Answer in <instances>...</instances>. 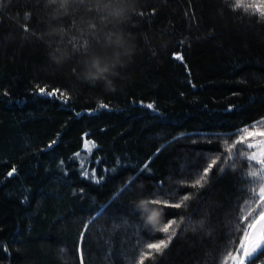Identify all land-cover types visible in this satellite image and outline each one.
<instances>
[{"label":"trees","instance_id":"obj_1","mask_svg":"<svg viewBox=\"0 0 264 264\" xmlns=\"http://www.w3.org/2000/svg\"><path fill=\"white\" fill-rule=\"evenodd\" d=\"M234 3L142 0L131 28L138 53L110 93L46 63L32 0H0V264H80L81 254L85 264H134L143 243L165 237L143 226L133 204L169 191L177 194L170 202L191 198L180 209L159 206L161 223L190 217L204 227L182 224L145 264H224L240 235L230 230L249 195V162L237 156L223 174L214 166L205 187L188 185L212 156L228 155L226 133L264 120V20ZM145 164L150 172L140 171ZM82 167L96 179L119 170L97 184ZM106 205L81 240L83 224Z\"/></svg>","mask_w":264,"mask_h":264},{"label":"clouds","instance_id":"obj_2","mask_svg":"<svg viewBox=\"0 0 264 264\" xmlns=\"http://www.w3.org/2000/svg\"><path fill=\"white\" fill-rule=\"evenodd\" d=\"M32 9L34 35L50 67L79 84L117 91V81L138 53L131 28L141 15L142 0H32ZM133 207L144 227L157 226L161 208L144 197Z\"/></svg>","mask_w":264,"mask_h":264},{"label":"snow or ice","instance_id":"obj_3","mask_svg":"<svg viewBox=\"0 0 264 264\" xmlns=\"http://www.w3.org/2000/svg\"><path fill=\"white\" fill-rule=\"evenodd\" d=\"M235 9H244L246 12L251 14L258 15L262 20H264V0H235L234 3ZM177 59L181 57L177 56ZM39 93L44 94L45 89L39 88ZM47 95H55L54 92H49ZM64 96L63 93H61ZM66 100L67 97L64 96ZM100 108H105L106 105L101 104ZM148 109H153L152 104H147ZM258 126H264V120L258 121L250 126L242 127L234 131L226 133L227 138L224 140L223 150L228 153L227 156H222L217 153L207 162L206 166L203 167L202 171L196 173V178L188 185L186 180H181L179 183L186 184L194 189H200L205 187L210 178V173L212 172L214 166H218L217 170L220 174H223L226 171L227 167H235L232 163L235 157H246L249 162V171L247 172V177L251 178V182L248 185L249 195L244 199L243 205L239 208V215L235 217L232 223L235 225L230 231L239 233L240 235L234 236L232 242L225 249L224 255V264H254L261 255H264V139L256 141L253 143L250 138H255L257 136L264 137V130L257 131ZM251 129V130H250ZM219 138V137H217ZM181 139V137H174L172 141H168L165 144H162L160 148L157 149V152L166 148L172 142ZM211 139V137H209ZM231 141V142H229ZM195 142V141H194ZM57 143L56 140H53L49 144V148L53 144ZM90 145L91 148H96L97 145L91 140L86 142V147ZM258 151H249L256 149ZM77 156H80L81 153H76ZM207 155V154H205ZM117 165L120 161L117 159ZM255 165H259L257 169ZM119 169L113 167L106 170L115 174ZM148 170V165L145 164L140 171ZM187 166L181 168V171H186ZM16 172V169L13 168L12 171L8 172V176L11 177ZM139 173H137L138 175ZM82 175L86 179H91L94 183H101L105 178V175H102L100 179H96V173L93 170L91 174L87 170H84L82 167ZM135 181V176L132 177L123 187L113 195L112 201L114 202L119 198L120 195L125 191L130 190V185ZM162 187V185H158ZM23 191V190H22ZM172 196L176 197L177 194L175 191H169L161 195L160 192L149 194V201L154 206H162L163 208L168 209H180L182 207H187V202L191 198V194L180 195L177 199L170 202L166 197ZM30 198V193H25L22 198V203L28 204ZM107 205L102 206L96 211L95 216L90 218L87 222L83 224L84 231L80 232L81 240L84 239L85 233L88 231L90 226L95 223V220L100 216L104 215ZM184 225L185 231L189 228L192 231H197L203 229L204 221L200 220L199 222L193 223L189 217L187 221L183 218L180 220L170 219L167 222L161 223L159 220L157 226L154 228L156 232L163 233V239H158L151 242L143 243L142 247L139 250L138 257L135 259L134 264H145L147 260H153L156 256H160L164 251L170 246L173 239L177 236V230L180 229L181 225ZM114 228H119L120 225L113 222ZM141 237L138 239L137 243H140ZM238 241V243H237ZM79 251V248L77 249ZM80 264H85V259L83 254H81ZM260 264H264V261H261Z\"/></svg>","mask_w":264,"mask_h":264},{"label":"rangeland","instance_id":"obj_4","mask_svg":"<svg viewBox=\"0 0 264 264\" xmlns=\"http://www.w3.org/2000/svg\"><path fill=\"white\" fill-rule=\"evenodd\" d=\"M251 130V129H250ZM257 131H260L261 129L260 128H257L256 129ZM251 139V141L253 142V143H255L256 141H259V140H262V139H264V137H259V136H257V137H255V138H250ZM259 149H258V147L256 148V149H253L252 151H258ZM259 166V165H258ZM229 264H230V262H229Z\"/></svg>","mask_w":264,"mask_h":264},{"label":"water","instance_id":"obj_5","mask_svg":"<svg viewBox=\"0 0 264 264\" xmlns=\"http://www.w3.org/2000/svg\"><path fill=\"white\" fill-rule=\"evenodd\" d=\"M262 261H264V259H263ZM260 262H261V261H259V262L255 263V264H260Z\"/></svg>","mask_w":264,"mask_h":264}]
</instances>
